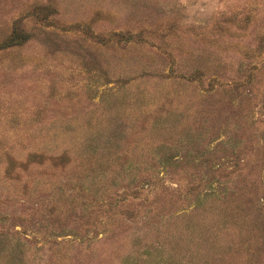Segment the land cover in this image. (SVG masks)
<instances>
[{"label": "rangeland", "instance_id": "1", "mask_svg": "<svg viewBox=\"0 0 264 264\" xmlns=\"http://www.w3.org/2000/svg\"><path fill=\"white\" fill-rule=\"evenodd\" d=\"M0 264H264V0H0Z\"/></svg>", "mask_w": 264, "mask_h": 264}]
</instances>
